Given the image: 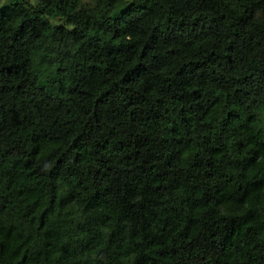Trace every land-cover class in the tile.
Instances as JSON below:
<instances>
[{
    "label": "clouds",
    "instance_id": "1",
    "mask_svg": "<svg viewBox=\"0 0 264 264\" xmlns=\"http://www.w3.org/2000/svg\"><path fill=\"white\" fill-rule=\"evenodd\" d=\"M209 2L219 7V13L205 10ZM120 9H125L122 15ZM102 29L109 37L116 34L117 45L128 47L103 72L105 86L82 94L87 107L81 111L67 103L76 78L72 58L86 53L91 62L107 66L96 42ZM9 48L18 63L0 64V89L10 81L8 91L14 95L18 85L21 96H43L55 116L30 103L17 113L18 128H40L53 120L52 131L38 135L27 151L17 147L18 132L0 119V152L12 150L27 157L36 182L55 192L57 202L48 208L46 220L55 223L71 216L82 225L96 221L77 251L82 264H134L135 245L141 241L133 240L131 215L116 216L105 209L121 203L128 212L141 214L146 190L158 192L156 203L167 207L188 188L199 189L196 203L184 210L193 217L197 234L232 223L234 230L248 231L249 239L238 243L264 244V228L240 223L254 207L253 188L243 182L244 173L232 167L251 151L243 130L264 127V79H258L254 68L249 70L254 57L264 56V0H178L175 12H169L165 0H0V53ZM195 56L203 57L204 63L194 64ZM80 68L79 78L88 79L83 75L88 67ZM145 101L152 111H136ZM92 110L94 117L87 114ZM137 117L145 122L141 132L132 123ZM144 152L151 159L144 175H138L127 161ZM206 160L216 170H209L213 177L220 172L235 178L236 190L217 200L224 181L209 182L206 188L192 183L199 180ZM255 164L264 166V154L255 158ZM101 167L111 168L107 175L113 180L106 188H101L105 183L98 172ZM254 170L250 163L247 175ZM129 176L133 185L125 192L120 182ZM90 194L94 203H89ZM39 199L46 205L47 196ZM21 205L14 191L0 193L5 226ZM182 229L178 225L172 238ZM224 235L216 232L217 237ZM219 243L223 240L211 241ZM112 245L114 255L109 252ZM201 247L207 252H194L189 264H209L207 257L216 254L214 247ZM5 251L10 250L0 247V258Z\"/></svg>",
    "mask_w": 264,
    "mask_h": 264
},
{
    "label": "trees",
    "instance_id": "2",
    "mask_svg": "<svg viewBox=\"0 0 264 264\" xmlns=\"http://www.w3.org/2000/svg\"><path fill=\"white\" fill-rule=\"evenodd\" d=\"M165 2L168 4L169 12L176 11L178 0H165ZM205 10L217 13L220 11L219 7L212 2L208 3ZM124 11L125 9H120L118 15H122ZM180 22L183 23V20ZM96 42L99 44V50L104 52L103 59L107 62V66L101 65L99 61L91 62L86 53L72 58L75 62L76 78L72 81L74 91L70 93L71 99L67 103L81 111L87 107L83 105L82 94L97 92L105 86L102 83L103 72L107 71L112 64L117 63L121 59L124 49L128 47L124 43L117 45L116 34L109 37L103 29ZM218 51L216 49L212 54L216 55ZM207 56L208 53L205 52L204 57ZM141 59H143V54H141ZM193 62L194 64L204 63V58L195 56ZM10 63H18V59L11 48L7 50V53H0V64L7 66ZM208 63L211 64V60H208ZM80 65L88 67V71L83 73L89 77L88 79L79 78ZM252 68L255 69L258 79H264V56L254 57L249 70L251 71ZM6 70L9 74L12 71L11 67H7ZM60 76L61 72L57 70V78ZM11 88L12 84L9 81L4 89H0V119L6 121L10 131L18 132L21 142L17 147H20L21 151H27L38 135L44 131H52L53 120H47L40 128L26 126H19L18 128L17 113L22 112L29 103L39 105L40 109L53 117L55 113L50 110L43 96H21L19 95L21 89L18 85L14 95L8 91ZM176 99L181 105L184 103V101L179 100V97ZM136 111L151 112L152 105L145 101L136 106ZM87 114L94 117L95 111H89ZM132 123L137 132L143 130L145 122L139 117ZM148 131L152 132L153 129H148ZM243 131L248 133L251 151L244 157L240 165H232V167L242 171L244 173L243 182L252 186L253 192L250 195L254 196V207L248 211L240 223L243 224L247 221L254 226L259 225L264 228V211H261L264 209V199L261 198L264 196V166L255 164V158L264 154V127L246 128ZM149 159H151L149 153L144 152L142 155L128 160L127 163L139 170L138 175H144L146 161ZM250 163L254 165L255 169L251 176L247 175ZM209 170L216 171L212 169L211 163L206 160L204 167L199 171V180L194 179L192 183L199 182L206 188L209 182L224 181V188L215 194L217 200L236 190L237 181L235 178L229 179L227 176L221 175L220 172H217V176L213 177ZM110 171V167L98 169V172L102 174L100 178L105 181L101 188H106L112 183L113 177L107 175ZM52 182V178L49 177L48 183L51 184ZM93 182L95 183V179ZM120 183L124 191L128 192L133 185L132 177L129 176L127 179L121 180ZM147 183L146 177L145 184L147 185ZM5 190L14 191L15 199L22 201V205L21 210L16 215L9 216L10 222L7 226L0 218V247L10 250L5 251L4 257L0 258V264H82L77 256V251L81 247V242L87 241L88 228L94 226L95 220L90 223L85 220L83 225L74 222L71 216L60 217L55 223L52 222L51 218L46 220L48 208L57 202L56 194L54 191L45 190L42 184H38L29 169L28 158H20L19 154H14L12 150L0 152V193ZM42 195L48 197L46 205L39 199ZM92 195H89V203H94ZM95 195L98 199L99 194L96 193ZM199 195V189L188 188L179 200H174L167 207H161L156 203L159 193L146 190L145 207L141 210V214L128 212L127 205L121 203L109 205L105 211L116 216L131 215L133 240L141 241L140 244L135 245L136 258L134 264H189L194 252H207V247H201V245H208L217 249L215 255L207 257L209 264H264V244L255 241L246 244L238 243L249 239L248 231L244 229L234 230L232 223H226L223 229H214L210 232L205 229L204 234H197L194 231L193 217L184 210L196 203L194 197ZM41 207L43 208L42 211L40 210ZM32 208H37V212H32ZM91 211H96L99 217H103L98 209ZM11 221H16V223H11ZM178 225H183V229L178 237L172 238V231H175ZM217 231H223L225 235L217 237ZM65 236L68 238L67 242ZM213 240H223V243L212 245L211 241ZM108 243L111 244V239ZM192 244H195L196 247L192 248ZM109 252L115 254V245L109 248Z\"/></svg>",
    "mask_w": 264,
    "mask_h": 264
}]
</instances>
